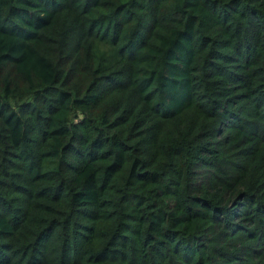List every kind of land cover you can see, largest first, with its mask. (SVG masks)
I'll use <instances>...</instances> for the list:
<instances>
[{
  "label": "trees",
  "instance_id": "obj_1",
  "mask_svg": "<svg viewBox=\"0 0 264 264\" xmlns=\"http://www.w3.org/2000/svg\"><path fill=\"white\" fill-rule=\"evenodd\" d=\"M0 264H264V0H0Z\"/></svg>",
  "mask_w": 264,
  "mask_h": 264
}]
</instances>
